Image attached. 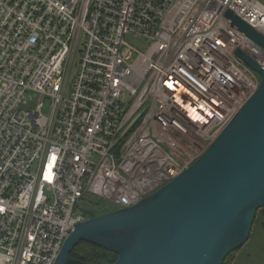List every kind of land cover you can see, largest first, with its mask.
Masks as SVG:
<instances>
[{
	"label": "built area",
	"instance_id": "2783aa9c",
	"mask_svg": "<svg viewBox=\"0 0 264 264\" xmlns=\"http://www.w3.org/2000/svg\"><path fill=\"white\" fill-rule=\"evenodd\" d=\"M226 11L264 36V0H0V264H53L205 152L259 86L235 52L264 70Z\"/></svg>",
	"mask_w": 264,
	"mask_h": 264
},
{
	"label": "water",
	"instance_id": "95a60500",
	"mask_svg": "<svg viewBox=\"0 0 264 264\" xmlns=\"http://www.w3.org/2000/svg\"><path fill=\"white\" fill-rule=\"evenodd\" d=\"M225 17L264 52L263 35L230 11ZM235 55L258 74L259 86L205 152L136 205L87 213L53 264H88L70 257L81 242L117 255L113 264H223L244 245L264 209V70Z\"/></svg>",
	"mask_w": 264,
	"mask_h": 264
},
{
	"label": "rangeland",
	"instance_id": "374dc122",
	"mask_svg": "<svg viewBox=\"0 0 264 264\" xmlns=\"http://www.w3.org/2000/svg\"><path fill=\"white\" fill-rule=\"evenodd\" d=\"M125 40L142 52H144L148 46L146 42L138 41L131 37H126ZM261 214H264V209L258 210L256 213L249 238L244 243L243 247L232 253V255L234 254L236 257V254H239L242 264H264V224H261L264 220V215ZM255 235L257 238H255ZM245 254L250 255L249 260H243L247 258ZM228 259L223 264H229Z\"/></svg>",
	"mask_w": 264,
	"mask_h": 264
},
{
	"label": "trees",
	"instance_id": "16d2710c",
	"mask_svg": "<svg viewBox=\"0 0 264 264\" xmlns=\"http://www.w3.org/2000/svg\"><path fill=\"white\" fill-rule=\"evenodd\" d=\"M95 203L99 207V210L97 211L96 215H101V214H104V213L111 211L109 208L106 207V205L103 201H96ZM257 212H258V210L256 211V213ZM255 238H257L256 235H255ZM230 255H231V253L226 257L224 262L228 259V257ZM70 257L73 259H76V260L83 261V262L88 263V264H113L117 261V258H118L117 255H115L113 253L102 250L98 247H95V246L90 245V244L85 243V242H81L80 244H78L72 250Z\"/></svg>",
	"mask_w": 264,
	"mask_h": 264
},
{
	"label": "flooded vegetation",
	"instance_id": "af4514ba",
	"mask_svg": "<svg viewBox=\"0 0 264 264\" xmlns=\"http://www.w3.org/2000/svg\"><path fill=\"white\" fill-rule=\"evenodd\" d=\"M261 215H264V214H261ZM264 218V217H263ZM262 224H264V220H263V222H262ZM243 247V246H242ZM241 247V248H242ZM240 248V249H241ZM239 250V249H238ZM237 251V250H236ZM235 252V251H234ZM237 255V257L236 256H234V254L232 255V253H231V255L228 257L229 259H228V261H229V264H242V261H241V258L239 257V254H236ZM234 256V257H233ZM249 254H245V257H247L246 259H243V260H249ZM224 263V262H223Z\"/></svg>",
	"mask_w": 264,
	"mask_h": 264
},
{
	"label": "bare ground",
	"instance_id": "6f19581e",
	"mask_svg": "<svg viewBox=\"0 0 264 264\" xmlns=\"http://www.w3.org/2000/svg\"><path fill=\"white\" fill-rule=\"evenodd\" d=\"M192 112V111H191ZM193 117H195L196 118V116L194 115ZM137 201V200H136Z\"/></svg>",
	"mask_w": 264,
	"mask_h": 264
}]
</instances>
